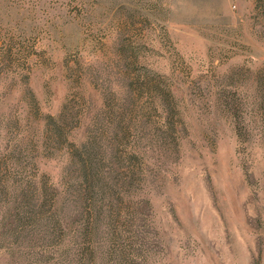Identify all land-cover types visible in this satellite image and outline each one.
I'll list each match as a JSON object with an SVG mask.
<instances>
[{"label":"rangeland","instance_id":"rangeland-1","mask_svg":"<svg viewBox=\"0 0 264 264\" xmlns=\"http://www.w3.org/2000/svg\"><path fill=\"white\" fill-rule=\"evenodd\" d=\"M0 264H264V0H0Z\"/></svg>","mask_w":264,"mask_h":264}]
</instances>
